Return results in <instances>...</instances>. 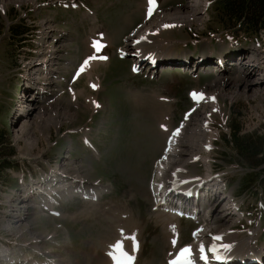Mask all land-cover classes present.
<instances>
[{"label": "rangeland", "instance_id": "1", "mask_svg": "<svg viewBox=\"0 0 264 264\" xmlns=\"http://www.w3.org/2000/svg\"><path fill=\"white\" fill-rule=\"evenodd\" d=\"M157 1L159 10L153 15L166 16L164 21L168 23L164 26H168L160 25L152 36L149 35L154 38L152 46L158 44L161 48H169V53H175L169 63L150 71L155 76L151 78L146 66L144 72H131L135 55L130 50L123 52V59L118 58V51L130 42L132 32L145 22L146 0L68 2L71 7L79 5V10L62 7L59 0H0V162L5 160L9 165L2 170L3 178L0 179V249L6 247L18 255L27 250L33 254L44 252L57 258L60 264H111L109 245L114 241L111 255L116 258L120 252H128L126 242L131 264H169L171 243L168 236L174 240L181 234L182 242L175 243L173 251L191 240L188 230L199 221L180 219L169 223L166 217L170 214L154 208L153 189L155 177H158L153 160L162 147L165 148V139L173 129L170 131V128L189 117L183 118V111L190 107V90L209 87L207 93H215L214 83L225 76L253 81L248 74L240 73L238 61L253 54L264 59V32L258 34L259 45L250 44L239 36L238 39L243 40L242 47L237 49L241 60H229L216 72L210 69L213 66L201 61L200 47L203 44L218 47L227 38L225 27H232V24L223 19L214 0H193L198 4L194 11L197 13L192 17L190 0ZM83 4L89 7V12L80 8ZM175 11H178L177 20L167 18V13ZM45 20L56 28L55 39L50 38V42V34L42 30L51 29L47 22L42 25ZM239 29L252 35L249 38L254 36L252 29L244 25ZM243 32L239 33L246 37ZM92 39L101 42L103 53L99 56L108 59H96L98 64L93 61L96 66L76 74L78 77L74 79L78 63L96 55L89 45ZM40 43L52 45L46 48L54 50L57 62L51 66L56 72L41 84L42 90L37 86L41 79L36 80L34 75L38 70L32 68L34 63L31 62L35 54L43 51ZM142 46L145 45L138 49ZM251 47L258 53L243 51ZM44 53L46 51L39 55ZM197 57L200 64L195 63ZM141 59L140 62L146 63V57ZM140 62H137L139 70ZM259 66L264 69L261 61ZM30 69L34 73H30ZM31 84L40 96L33 97L26 89L25 86ZM224 90L219 96V111H211L206 118L199 113L198 107L189 117L194 119L201 115L199 122H189V128H196V124L199 126L203 122L204 126L208 125L209 136L197 132V158L192 161L190 155L187 157L191 161L185 164L187 172L182 174L187 177L189 174L198 177L211 174L226 184L223 189L220 186L212 188V191L219 190L211 195L212 201L209 196L207 199L201 196V200L207 201V207L211 202L216 206L223 195L232 191L233 201L237 200L242 208L257 211L243 230L246 231L255 225H251V219L259 213L256 201L264 189V161L256 155L260 148L258 138H264V90L251 95L248 89L245 94L234 97L232 90ZM93 98L99 103H92ZM236 126L240 135L250 136L246 142L241 140L244 151L240 153L235 142L225 140H232L230 133ZM210 141L211 149L206 150ZM52 164L65 166L69 172L75 167L87 181L86 189L93 190L97 196L82 197L67 188L66 192H58L66 196L57 199L59 205L53 203L55 210L52 212L40 211V207L37 210V203L26 196L15 201V188L23 187L19 177L25 182L29 179L42 182L43 186L40 185L41 189L36 192L45 189L44 183L54 187L52 178L56 176L53 173L60 168L50 170ZM248 174L252 180L244 185L242 179ZM97 181L100 189L94 185ZM213 181L215 183L216 179ZM26 192L29 194L30 190ZM223 214H217L222 224L235 220L233 214H225V217ZM122 215H129L133 222L131 236L120 226L125 219ZM126 222L129 225V221ZM164 222L171 224L174 233L164 228ZM257 226L260 227L259 241L263 242L264 210ZM229 230L233 231V227ZM251 233L238 240L247 241ZM243 235L237 234L238 237ZM35 248L38 252H34Z\"/></svg>", "mask_w": 264, "mask_h": 264}, {"label": "bare ground", "instance_id": "2", "mask_svg": "<svg viewBox=\"0 0 264 264\" xmlns=\"http://www.w3.org/2000/svg\"><path fill=\"white\" fill-rule=\"evenodd\" d=\"M197 4H198L197 1H193V0L189 1V6L191 7V11H190L191 15H190V17H192V15L197 13V10L194 13L195 8L197 7ZM3 8H5V7H3ZM149 8H150L149 0H146L147 17L150 14L153 15L154 13L157 12V0H155V6L152 8V11H151L150 14H149ZM177 12L178 11L167 13V18H171V19L177 20V17H176L177 16ZM199 13H201V12H199ZM165 17H162L160 15H153V18L152 19L150 18L151 19L150 21H146V18H145V22L141 26L142 28L139 27V28H137V29H135L133 31V34L131 36L130 42H128L129 40H128V37H127L126 42H128V43H126L125 47L122 48V52H126V51L130 50V52H132L135 55V58H134L135 59V64H138L137 62H140V60H142L141 58L146 57L141 52V50L138 49V47L140 45H149V46L151 45V48H150L151 51L155 50V47H156L157 50L160 47L158 44L152 46V43L154 42V39L153 38L151 39L149 37V35L151 33L156 32L159 29L160 25L164 26V24L168 23V22L164 21ZM150 39H151V41H150ZM106 41H108V40H106ZM146 41L147 42L150 41V42H148L146 44L145 43ZM93 42H94V39H92L90 41V43H89L90 48L92 50H93V47H92ZM102 53H103V50L101 52H99V53H96V55H100ZM53 54H54V52L52 50L51 51L50 50H46V53H44L43 55H39L38 56L39 65L36 68H38L37 70L39 72L37 71V72L34 73V75L36 76L35 77L36 80L39 79V78L42 79V78L46 77L49 72H50V74L56 72V71L54 72L51 68H48L46 66L42 67L43 64H45L47 62L50 63V65H48L49 67H51V66H53L54 64L57 63L56 59H55V55H53ZM259 54L262 55L263 53H259ZM149 56L150 55L147 56L149 58V60H154L155 59V56H153V57H149ZM253 56L248 57V59H246L244 61L241 60L242 62L239 61L240 62L239 63V67L241 68L240 73L244 74V75L248 74L252 78L253 81L252 82H246V81H244L243 79H241L238 76H237L238 79L228 78L227 76H225L223 78H220V79L216 80V82L214 83L215 86H216V87H214L216 92L215 93H208V95L206 96V100L203 103H201V105H200L199 113H202L203 116H205L206 118H209L208 113H210L211 111L212 112L213 111L214 112L219 111L218 110L220 108L219 107V102H218L219 101V96H220L221 92L223 93L225 91L224 89L228 88L229 91L232 90L233 91V97L236 96V95H239V94H245L246 91H248V89H250L249 91H250L251 95H256L259 92L261 93V91L264 90L262 88V86H263L262 84H264V73H263L264 69H261L263 67V65H262V67L259 66V62L260 61H261V63L264 64V59L259 58V57H257V55H254V54H253ZM262 57L264 58V56H262ZM206 59L209 60V58H206ZM99 60H101V59H98V61ZM93 61L95 62V60H92V61L89 62V65L87 66L86 69H88L89 67L93 66L96 63V62L94 63ZM140 63H142V61ZM223 63L225 65L226 61H223ZM96 64H98V63H96ZM96 64H95V66H96ZM245 71H246V73H245ZM241 74H240V76H242ZM242 83H243V85H242ZM252 84H255V86H251ZM91 102L92 103H99L98 100H96L94 98H93V100H91ZM200 117H201V115H197V118H194V119L193 118H189V121H187L185 123L186 124L184 126L185 128L183 127L182 131L180 133H178V134H176L175 132L171 133L170 140H169V142H167L168 147L165 150L164 157L156 165L157 166V177L158 178H160V177L162 178L164 186H162L161 182H159L157 184V187H155V189H154L155 190V192H154L155 193V205H156V208L160 207V210L162 212H165L170 204H173V202L177 201L178 198H172V200H171V197H175L176 195H178V191L180 189L187 188V189L191 190L192 192L195 191L196 192V196L195 197H196V199L199 200V202L196 199H194V201H196L199 206H205L206 205L205 203H207V201L206 200H201V196H204V198L209 196L208 199L210 201L214 200L213 199V196H214L213 194L218 189L217 186H220V181L217 180V177L212 176L211 174L207 175V176H204V177H198V176H194V177L188 176L187 177V176L182 174L184 172V169H185V164H187L191 160L193 161V160H195L197 158V155H195V152H198V148H199L198 147V140H197L198 136L195 137L197 132H198V134L201 133L202 136H207V137L209 136V134L207 132L208 131L207 129H209L207 127L208 125L204 126L203 122H202V125H199L200 128H199L198 124H196V123L193 124V125L196 124V128H193V127L189 128L190 127V123H191L190 121L194 120L193 122H199V118ZM26 123L27 122L24 123L25 126H26ZM168 125H170V124H168ZM194 139H196V140H194ZM180 148L182 150H180ZM170 154H171V156H170ZM188 156L191 159L190 161H188L189 158L187 159ZM73 171H74V174H75L76 177L71 176L72 180H74V182L78 186H82L83 185L82 184L83 180L81 178L78 179L79 171L75 167L73 168ZM61 173H63V171H61L60 169H56V172L53 173V174L57 177ZM59 178H57V179L59 180ZM167 178H169V180H167ZM214 178L216 179L215 183L213 181ZM164 179H165V181H164ZM168 187H169L170 190H168ZM212 188H217V189L215 191H212L213 190ZM78 192L83 194V196H85V197H92V198L94 197V193L92 192L91 189L90 190H86V189L81 188V189H79ZM211 195H213V196H211ZM225 199L220 200L216 206H214L213 203L208 204V205H211L213 207H211V209L207 213L200 214V216L197 214V211L194 210L196 208L195 204H194V206H192L190 208V209L193 210V211L192 210L189 211L190 215L195 216V218L198 217V218H202L203 219V221L200 224L201 225L200 228L198 230H196L195 233H194V242H193V244L191 243V247L192 248L201 247V246H206V245H208L210 243L216 242L218 244H221V248H222V250L224 252L223 253L224 255H228L230 253H234L233 255H238V256H242L243 255V257H244V255L247 254L251 258L252 257V255H251L252 252H255L256 254H258V251H259V249H257L256 247H254V250H252V249L250 250L248 248L249 245H251V244L253 245V238H252L253 232L251 233V238H249L245 242H243L241 240L242 241V243H241V241L238 240V237L236 236V234L231 233L230 230H229V227L232 225L234 220L233 221L231 220V222L229 221L227 225H224V224H222L220 222V220L222 218L220 216L219 217L217 216V214H221V212L224 213L222 215L223 217H225V214L226 215L227 214L228 215L236 214L235 211H233L232 207L227 203V201H224ZM189 201H191V200H189ZM214 202H217V201H214ZM187 203H188V201H187ZM184 204H185V207H186L187 204L186 203H184ZM39 207L40 206L37 207L38 210H39ZM123 216L124 215H122V217ZM123 218H125L124 220H122L124 222L120 226L123 227V229H124V231H126V233L130 232L129 236H131V230L133 228V222H132V220H131L129 215H126ZM166 219L169 220L168 221L169 223L170 222L172 223L173 221L177 220V218H175V216H173L171 214L169 216H167ZM126 220L129 221V225H128V222H126ZM168 222H164V224H163L164 228H166L167 230H170V231H172L174 233V229L172 228L171 224H167ZM23 226H25V228H26V227H28V224L27 225L24 224ZM133 230L135 231V229H133ZM217 236L222 237V239L221 240H216ZM224 245H231V247L226 249V248H224ZM171 251H172V247H171V250H170V256L172 255ZM241 253H243V254L240 255ZM260 253H261V258L259 259V261L255 258L257 262L253 261L250 264H264V251H261V246H260ZM169 261H170V257H169ZM50 263L56 264V260H51ZM170 264H172V263L170 262ZM207 264H217V263H207Z\"/></svg>", "mask_w": 264, "mask_h": 264}, {"label": "trees", "instance_id": "3", "mask_svg": "<svg viewBox=\"0 0 264 264\" xmlns=\"http://www.w3.org/2000/svg\"><path fill=\"white\" fill-rule=\"evenodd\" d=\"M215 5L218 6L220 14L223 15V19L234 25H244L247 28L252 29V33L264 30V0H215ZM221 19V20H223ZM238 30H240L238 28ZM232 141L235 142V148L239 147V153L244 151V142L250 139V136H243L239 134V127H235L231 133ZM244 140L241 141V140ZM257 145H259V151L256 155H260L261 161H264V138L261 136L258 138ZM256 145V146H257ZM8 165L7 161L0 162V179L3 178L2 170ZM9 166V165H8ZM264 171V170H263ZM2 177V178H1ZM264 181V177H262ZM252 180L250 174L243 177L242 181L244 185H248Z\"/></svg>", "mask_w": 264, "mask_h": 264}, {"label": "snow or ice", "instance_id": "4", "mask_svg": "<svg viewBox=\"0 0 264 264\" xmlns=\"http://www.w3.org/2000/svg\"><path fill=\"white\" fill-rule=\"evenodd\" d=\"M149 5H150V8H149V14H150L151 11H152V8L155 6V0H149ZM92 47L95 49L96 53H99V52L102 51L103 45L101 44V42L99 40H97V41L93 42ZM96 59L107 60L108 57L99 56V55H95L94 54V55L88 57L87 60H85L84 64L81 66L79 71L80 72L85 71V69L89 65V62L92 61V60H96ZM93 87H96V86L93 85ZM191 95L193 96L194 99H197V100H200V99L204 98L202 93L201 94H197V93L193 92ZM178 131L179 130H177V134H178ZM221 239H222V237H219V236L216 237V240H221ZM173 243L175 244V241H173ZM230 247H231V245H224V248H226V249H228ZM215 250H216L215 248L212 249V251H215ZM200 252L201 253L205 252V248L203 246L200 247ZM179 255H180L181 259L184 261V264H192V260H191L192 249H191L190 246H187V247L183 248ZM125 256H126V260L125 261L117 260V264H131L132 257L127 256V254H125ZM202 258L203 259H207L206 256H203ZM217 259H219V257H217ZM173 264H177V262H173Z\"/></svg>", "mask_w": 264, "mask_h": 264}]
</instances>
